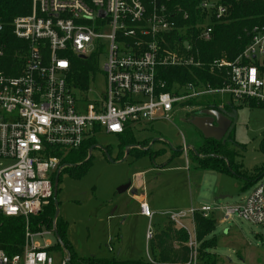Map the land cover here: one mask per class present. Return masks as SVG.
<instances>
[{"label":"built area","instance_id":"1","mask_svg":"<svg viewBox=\"0 0 264 264\" xmlns=\"http://www.w3.org/2000/svg\"><path fill=\"white\" fill-rule=\"evenodd\" d=\"M179 1L30 0L27 14L0 21V213L25 220L22 250L7 254L0 248V264H66L65 259L56 262L49 244L33 241L52 228L31 231L27 220L48 204L67 154L96 133H135L154 121H170L178 112L196 113L204 107L181 103L208 97L264 107V0L241 52L206 64L197 44L211 39L213 26L226 22L228 9L219 0H196L198 12L190 21ZM93 57L96 65L88 71L92 77L100 74L104 85L98 99L88 100V84L76 86L70 74L76 58L90 62ZM204 65L215 83L197 76L168 85L160 72ZM180 147L187 164L189 146L183 137ZM139 210L148 220L149 243L154 213L145 202ZM213 210L227 222L236 217L264 226V173L234 205L191 204L162 212L185 233L184 264H199L194 215L210 217Z\"/></svg>","mask_w":264,"mask_h":264},{"label":"rangeland","instance_id":"2","mask_svg":"<svg viewBox=\"0 0 264 264\" xmlns=\"http://www.w3.org/2000/svg\"><path fill=\"white\" fill-rule=\"evenodd\" d=\"M103 61L104 56H101L99 67ZM79 80L78 76L76 81ZM86 80L87 99H98L104 85L103 77L100 74L92 77L88 71ZM232 104L235 108L232 138L239 146H230L237 154L235 161L241 164V172L253 177L257 169L264 166V107L237 101ZM185 114L178 112L170 121H154L146 126L145 131L136 132L134 136L136 139L160 136L165 148L174 149L181 148L183 137L192 147V143L200 142V137ZM94 144L86 172L76 177L69 170H63L57 182V209L65 222V238L81 257L108 258L114 255L122 259H146L143 235L147 220L131 196L133 186L117 192L121 185L133 184L136 176L142 179V186L135 189L136 193H147L150 199H155L156 209L147 203L154 213L153 222L163 221L161 214L164 211L186 209L190 204L210 208L218 204L234 205L248 194L252 186L244 187L245 179L236 175L198 170L189 157L186 164L182 152L160 169L154 165L163 163L167 154L158 156L153 163L146 156L134 159L132 154L124 153L119 157V138L103 131L95 134ZM156 145L158 143H153V147ZM211 215L216 223L207 238L215 237L216 246H212L209 252L216 255V264H264V226L236 217L227 222L221 219L218 210H213ZM33 241L39 246L53 245L56 238L53 233H43L35 236ZM108 245L112 251L107 249ZM50 249L54 250L51 253L56 262L68 258L64 248ZM117 249H120L119 254Z\"/></svg>","mask_w":264,"mask_h":264},{"label":"trees","instance_id":"3","mask_svg":"<svg viewBox=\"0 0 264 264\" xmlns=\"http://www.w3.org/2000/svg\"><path fill=\"white\" fill-rule=\"evenodd\" d=\"M228 9L226 22H221L213 26L212 37L209 41L198 42V51L200 59L203 63H208L214 58L225 57L233 59L248 42V31L259 21V16L263 8L262 0H219ZM174 3H171L172 7ZM182 11H187L191 18H195L196 0H180L179 3ZM30 9V0H0V21L3 23L10 22L15 16L27 14ZM180 10V11H181ZM96 65V57L91 58L90 62L85 59H75V63L71 68L73 82L76 86L85 88L87 84L86 73ZM161 76L170 85L173 81L183 83L191 81L195 77H200L203 81L215 83V76L209 71L207 66L198 67H167L160 70ZM79 81H76L77 77ZM202 105L204 109H217L231 118V127L227 134L220 140L212 138L205 139L196 130V134L200 137V142H196L192 149L187 151V155L194 168L198 170H212L218 173L232 174L245 179L244 187L250 186L253 182L264 173V166L257 169V174L253 177H248L242 173L241 164L235 161L237 156L233 147L230 145H238L232 138L233 131V116L234 106L232 101L224 97H208L200 100H189L184 104ZM223 103L222 108H218V104ZM249 106H254L253 102L246 103ZM231 113V114H230ZM196 113L185 114L189 121ZM119 138V153L122 157L127 150V155L132 154L134 159H138L147 155L150 159L156 158L164 153V149H151L145 145L151 141V138H145L138 141L133 132L128 130L124 134L118 135ZM156 140H152L154 143ZM141 144V148H128L129 145ZM94 145V140L89 139L84 141L78 150L69 152L66 158V165L59 171L69 170L74 176L83 175L88 169L91 155L88 154L89 148ZM239 146V145H238ZM182 152L181 149L171 150L172 155ZM164 165V164H162ZM58 174V180H59ZM54 180V178H53ZM58 182V181H57ZM58 190V188H57ZM54 203L52 196L47 205L43 209L28 217L27 223L31 231H37L42 227L49 229L54 225V228L61 240V244L56 242L50 248H64L67 252V257L70 264H184L187 260V249L182 244L185 239V233L168 226L165 230L155 235V260L152 262L144 260H120L115 257L110 258H95L78 256L68 240L65 238V222L57 215L54 219ZM194 223L196 236L199 240L198 260L200 264H216L217 257L214 253H210L212 246H216L215 237L207 238V235L212 232L215 227V219L213 216L203 217L200 214L194 215ZM25 220L23 217L5 216L0 213V248L4 249L7 254L19 253L22 250L23 234ZM173 241L178 243V247L173 246ZM54 251V250H53Z\"/></svg>","mask_w":264,"mask_h":264},{"label":"crops","instance_id":"4","mask_svg":"<svg viewBox=\"0 0 264 264\" xmlns=\"http://www.w3.org/2000/svg\"><path fill=\"white\" fill-rule=\"evenodd\" d=\"M221 106H222V104H221ZM231 114V113H230ZM149 126H150V124H149ZM146 130V126L145 127H143V128H138L136 131H135V133L136 132H140V131H145ZM149 131H150V129H149ZM135 133H133V134H135ZM117 137H118V135H117ZM136 137V136H135ZM147 139V138H151L152 140H156L155 142L156 143H158V145H156L155 147H153V143H152V140L151 141H149L148 142V144H146L145 146L146 147H148V146H150L151 147V149H153V150H156V149H158V148H162V149H164V153L162 154V155H165V154H167V156H166V158H165V160L163 161V163H161V164H155L154 166H155V168H162L163 166H165L171 159H172V157H174V156H176L177 154H179V153H181V152H178L176 155L174 154V155H172V153H171V150L173 149V150H176V149H179V147H175V149L174 148H165L164 147V145L163 144H165V143H161V142H164V140H162L161 138H160V136H157V137H155V138H153V137H143V138H140V139H137L138 141H140V140H142V139ZM154 142V143H155ZM94 147H95V144L93 145ZM188 150L189 149H191L193 146H194V144L192 143V147H190V144H188ZM93 147V148H94ZM131 147H134V148H141V144L140 143H138L137 142V144L136 145H134V146H129L128 148H131ZM170 149V150H169ZM180 150V149H179ZM119 153V152H118ZM124 153H126V152H124ZM127 155V154H126ZM162 155H160V156H162ZM146 157H148L147 155H145ZM158 157V156H157ZM156 157V158H157ZM141 158V157H140ZM149 158V157H148ZM149 160H150V162H152L153 163V160H155V157L154 158H152V159H150L149 158ZM162 164H164V165H162ZM153 165V164H152ZM186 166H184L183 168H185ZM200 180V179H199ZM130 185H132L133 186V188H131V190L133 191L132 193H131V196H132V198L139 204L140 202H145V203H149L150 205H153V207H154V209H156V203H155V199L154 198H152V199H150L149 197H148V195H147V193H143V192H139V193H136V191H135V189L136 188H139L140 186H142V179L140 178V177H138V176H136L135 177V179H134V183L133 184H131L130 183ZM122 192H124V190L122 191ZM191 205V204H190ZM193 205V204H192ZM143 216V215H142ZM154 216V215H153ZM144 217V216H143ZM145 218V217H144ZM161 218L163 219V221H155V222H153V218H152V224H153V228H154V236H153V239L149 242V243H147L146 241H145V229H146V226H145V229H144V235H143V237H144V241L146 242V244H145V246H146V250H147V253H146V259H143L142 257H139V258H132V259H122V258H118L117 256H114V255H112V256H110V257H115V258H117V259H120V260H139V259H141V260H144V261H148V262H152V261H154L155 259V253H157V250L155 249V235L156 234H158L159 232H161V231H163V230H165L168 226H171L172 228H174V229H177V228H175L174 226H173V224L171 223V222H169L168 221V219L163 215V214H161ZM146 220H147V218H146ZM148 221V220H147ZM147 221H146V225H147ZM178 230V229H177ZM56 243V242H55ZM54 243V244H55ZM53 244V245H54ZM183 245H184V242L182 243ZM51 245H49V247H50ZM173 246L175 247V248H177L178 247V243L176 242V241H173ZM109 251H112L113 250V248L110 246V245H108V248H107ZM119 250L120 249H117L116 250V253L117 254H119ZM90 257H93V256H90ZM110 257H108V258H110ZM95 258H102V257H95ZM200 264V263H199Z\"/></svg>","mask_w":264,"mask_h":264},{"label":"water","instance_id":"5","mask_svg":"<svg viewBox=\"0 0 264 264\" xmlns=\"http://www.w3.org/2000/svg\"><path fill=\"white\" fill-rule=\"evenodd\" d=\"M189 123L200 132V134L205 139L212 138L214 140H220L222 139L228 132L229 128L231 127V118L225 115L223 112L217 110V109H201L196 112V114L191 117L189 120ZM94 146L92 145L89 148V154ZM193 150V148H191ZM127 154V150L125 151ZM106 157L109 156L106 154ZM58 174L57 172L54 177L53 181V191H52V199L54 203V219L58 215V209H57V181H58ZM130 187V182H127L123 185H121L117 192H122L123 190H127ZM224 196H219V198H223ZM52 233L54 234L56 238V242L61 244V240L54 228V225L52 226ZM65 263L70 264L68 258H65Z\"/></svg>","mask_w":264,"mask_h":264},{"label":"flooded vegetation","instance_id":"6","mask_svg":"<svg viewBox=\"0 0 264 264\" xmlns=\"http://www.w3.org/2000/svg\"><path fill=\"white\" fill-rule=\"evenodd\" d=\"M53 251V250H52Z\"/></svg>","mask_w":264,"mask_h":264}]
</instances>
